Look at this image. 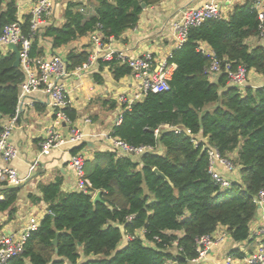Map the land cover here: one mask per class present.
<instances>
[{
	"label": "trees",
	"instance_id": "16d2710c",
	"mask_svg": "<svg viewBox=\"0 0 264 264\" xmlns=\"http://www.w3.org/2000/svg\"><path fill=\"white\" fill-rule=\"evenodd\" d=\"M160 1L70 2L64 24L42 26L35 35L31 56L44 54L41 38H50L54 50L99 31L103 43H109L138 24L144 3ZM17 12L16 0H0V35L6 25L19 21ZM30 19L20 22L25 34L30 32ZM259 33L260 20L252 2L237 5L228 18H212L192 27L187 41L168 60L177 66L170 90L150 92L135 102L111 132L132 146L157 145L164 152H147L137 158L107 150L87 160L92 191L102 190L105 203H94L92 193L65 191L60 177L41 184L42 196H31L36 202L44 201L50 212L32 232L23 253L7 264H187L198 256L197 237L212 234L219 226L227 227L237 242L249 240L258 211L253 197L264 189V86H247L242 92L229 85L225 73L213 80L207 71L211 57L199 45H209L223 65H242L264 76V45L247 43ZM88 57V51L70 50L66 56L69 69ZM15 59L13 52L0 50V133L19 105L24 72L14 66ZM99 66H109L117 80L131 74V68L117 58L100 59ZM94 77L102 81L100 72ZM111 105L116 107L115 102ZM66 111L76 119L75 110ZM205 144L227 157L236 154L233 162L241 180L233 181L230 189L222 190L212 178ZM3 192L2 210L15 203L19 187H5ZM140 229L145 240L136 235ZM129 236L134 238L121 245ZM229 254L242 256L244 252L236 249Z\"/></svg>",
	"mask_w": 264,
	"mask_h": 264
},
{
	"label": "crops",
	"instance_id": "0c3cea01",
	"mask_svg": "<svg viewBox=\"0 0 264 264\" xmlns=\"http://www.w3.org/2000/svg\"><path fill=\"white\" fill-rule=\"evenodd\" d=\"M39 0H16L17 17L23 21L30 16V12ZM93 0H53L54 8L42 24L61 26L65 23V10L70 2L89 4ZM211 0H161L160 2L144 7L138 24L127 29L121 37L111 38L105 43L104 49H112L123 53L125 56L135 57L150 52L155 58L156 67L165 60H169L177 48V40L174 25L181 20L182 13L187 9H197ZM223 6L224 18H228L237 5L251 3L252 0H219ZM41 26V27H42ZM89 33L70 42L60 48H52L50 38H41L40 45L44 48L45 55H66L70 50L88 51L95 50ZM251 47L264 45V39L253 37L247 40ZM207 45V44H205ZM209 48L210 46L207 45ZM0 50L6 52L5 46L0 44ZM177 66L173 67V73ZM100 72L102 81L98 82L94 74ZM213 80L218 76H212ZM64 85L71 98V110H75L76 119L74 124L84 133V142L78 145L65 144L53 150L51 155L42 157L40 166L34 173H30V164L40 152V142L52 124L54 110L50 104V98L44 91H35L28 95L20 103L12 142L19 150L18 156L12 160L11 165L17 169L21 178L25 180L18 186L3 183L0 186V202L5 199V187H19L18 197L12 207L2 210L0 208V237L10 233H19L29 222L30 218L37 215L40 222L47 213L48 206L44 201H34L31 195L42 196L40 185L63 179L65 191H75L76 179L70 167V159L74 148L85 150L86 160H92L99 151L113 150L106 134H111L116 126V120L122 113V106L118 103L120 94H132L138 91L139 81L131 74L116 79L109 66L102 69L98 65L93 71L83 77L70 76L64 80ZM230 85V84H229ZM248 86H264V76L251 70L249 72ZM115 102L116 107L111 108ZM9 118L5 120L8 121ZM166 127V126H165ZM65 132L68 131L64 127ZM161 153L164 149L159 146ZM236 156V154H233ZM139 157V156H134ZM136 158V159H137ZM236 173L222 170L233 181H240L239 168ZM97 193V192H96ZM95 193V194H96ZM95 196V195H94ZM94 198V197H93ZM13 208V210L11 209ZM261 226V212L257 211L251 223V238L242 242L235 241L231 234L208 249L207 254L199 261H189L187 264H224L226 256L236 249L250 252L257 248L259 241H264V236H256L255 232ZM218 228L224 229L225 226ZM227 228V227H226ZM182 235V232H176ZM145 240L144 229L138 233ZM127 237L122 242L124 245ZM174 249V247H173ZM84 259V257H83Z\"/></svg>",
	"mask_w": 264,
	"mask_h": 264
},
{
	"label": "built area",
	"instance_id": "2783aa9c",
	"mask_svg": "<svg viewBox=\"0 0 264 264\" xmlns=\"http://www.w3.org/2000/svg\"><path fill=\"white\" fill-rule=\"evenodd\" d=\"M253 7L258 12L260 20L259 38L264 39V0H252ZM54 8L53 0H39L30 12V32L25 34L20 24L21 20L15 21L4 27L0 35V44L5 46L8 43L16 44L21 52V69L24 72V79L20 84V100L15 114L4 122L3 130L0 133V186L3 183L7 185L18 186L25 179L21 178L17 169L11 165L19 150L12 142V135L20 112V103L28 95L35 91H44L50 98V104L54 110L52 124L48 128L47 133L40 142V152L38 156L30 164V173H34L40 166L41 158L51 155L53 150L65 144H81L84 142L85 133L74 124V120L67 113V109L71 107V98L67 92L64 80L70 76L83 77L85 74L94 70L99 60H112L117 58L121 63L127 64L131 68L132 75L139 81L138 91L132 94H120L118 103L122 106V113L116 120V125L122 123L123 113L132 109V105L143 100L150 92L158 93L170 90V80L173 75V67L176 64L169 63L167 60L162 61L157 67L155 58L150 52L139 56L130 57L123 53L112 49H104L105 44L99 31L91 34V41L94 43L95 50L89 54L88 60L74 69H69L66 55L53 54L32 57L31 48L35 35L39 33L42 24L46 18L52 14ZM224 18L223 6L219 0H211L197 9H187L182 13L181 20L174 25V31L177 40V48H181L188 39L189 30L192 27L202 25L208 19ZM199 50L205 55L211 57V64L207 71L210 76H218L225 73L228 77V83L239 88L244 92L249 82V71L245 66L240 65L233 68L232 63L222 61L215 57L214 51L205 44L199 45ZM172 56V55H171ZM64 127L68 131L63 130ZM167 128H175L166 125ZM177 132L184 131L182 128H176ZM160 129L156 130L158 136ZM186 132L192 135L188 129ZM105 139L109 140L112 148L119 155L141 156L147 152L161 153L157 145L132 146L126 141L106 134ZM198 146L200 142L193 139ZM203 150L207 152L209 159V172L217 185L222 190H228L233 184V179L228 177L222 170L229 173H236L237 166L227 156L222 155L216 147L204 145ZM86 153L81 148L72 153L70 159V167L73 170L76 179V190L85 193H92V183L86 175ZM253 201L259 212H261V226L255 232L256 236H264V189L259 191ZM50 211L47 210V213ZM40 219L37 215L30 218L27 225L19 233H10L0 237V264H7L8 261L23 253L25 244L32 232L38 229ZM229 236V231L218 228L214 233L197 237L196 245L198 256L191 261H199L208 252V249L219 241L225 240ZM134 238V236H129ZM160 241L159 237H155ZM175 241L173 245L177 246ZM244 252L242 256L228 254L224 264H264V241H259L256 249L250 252Z\"/></svg>",
	"mask_w": 264,
	"mask_h": 264
},
{
	"label": "water",
	"instance_id": "95a60500",
	"mask_svg": "<svg viewBox=\"0 0 264 264\" xmlns=\"http://www.w3.org/2000/svg\"><path fill=\"white\" fill-rule=\"evenodd\" d=\"M143 7H146L145 3L143 4ZM5 48L7 51H11L15 54L16 59L14 62V66L20 67L21 66V52H20L19 47L14 43H8L5 45ZM0 117H2L1 113H0ZM153 170L159 177H162L167 182L171 183V180L162 171H160L158 168H154ZM93 202L94 203H98V202L105 203V201L103 199V191L102 190L97 191V193L95 194V196L93 198ZM53 242L55 245H57L58 244V238H56Z\"/></svg>",
	"mask_w": 264,
	"mask_h": 264
},
{
	"label": "rangeland",
	"instance_id": "374dc122",
	"mask_svg": "<svg viewBox=\"0 0 264 264\" xmlns=\"http://www.w3.org/2000/svg\"><path fill=\"white\" fill-rule=\"evenodd\" d=\"M229 158L232 159V160H234L235 156L232 154V155H229ZM136 235L140 236L139 234H136ZM140 237H141V236H140ZM141 238H142V237H141Z\"/></svg>",
	"mask_w": 264,
	"mask_h": 264
}]
</instances>
